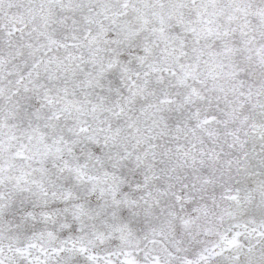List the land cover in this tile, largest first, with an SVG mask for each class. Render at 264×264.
Listing matches in <instances>:
<instances>
[{
    "label": "snow or ice",
    "instance_id": "snow-or-ice-1",
    "mask_svg": "<svg viewBox=\"0 0 264 264\" xmlns=\"http://www.w3.org/2000/svg\"><path fill=\"white\" fill-rule=\"evenodd\" d=\"M0 264H264V0H0Z\"/></svg>",
    "mask_w": 264,
    "mask_h": 264
}]
</instances>
